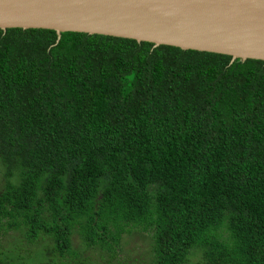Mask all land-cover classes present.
Wrapping results in <instances>:
<instances>
[{
    "label": "trees",
    "instance_id": "trees-1",
    "mask_svg": "<svg viewBox=\"0 0 264 264\" xmlns=\"http://www.w3.org/2000/svg\"><path fill=\"white\" fill-rule=\"evenodd\" d=\"M57 39L0 30V264H264V62Z\"/></svg>",
    "mask_w": 264,
    "mask_h": 264
},
{
    "label": "water",
    "instance_id": "water-1",
    "mask_svg": "<svg viewBox=\"0 0 264 264\" xmlns=\"http://www.w3.org/2000/svg\"><path fill=\"white\" fill-rule=\"evenodd\" d=\"M101 35L264 62V0H0V30Z\"/></svg>",
    "mask_w": 264,
    "mask_h": 264
},
{
    "label": "rangeland",
    "instance_id": "rangeland-1",
    "mask_svg": "<svg viewBox=\"0 0 264 264\" xmlns=\"http://www.w3.org/2000/svg\"><path fill=\"white\" fill-rule=\"evenodd\" d=\"M16 179V177H15ZM3 179L0 175V186L3 185ZM131 244H129L128 242V245H126V250L129 252L130 256L132 258H136L135 256V253H146L147 251V246H145L143 243H141L139 241V238H138V242L133 244L132 242H130ZM28 248L31 249V251H36V250H39L41 248V246H28L26 244V241L21 238L18 234L16 233H11L9 235H0V250H3L6 252H17V250H22V251H25V249L27 250ZM38 252V251H37ZM35 253V254H38V253ZM43 250H40L39 251V254H42ZM7 254V253H6Z\"/></svg>",
    "mask_w": 264,
    "mask_h": 264
}]
</instances>
